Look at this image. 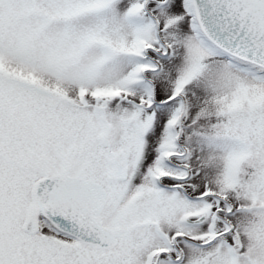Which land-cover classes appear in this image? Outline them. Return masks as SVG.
<instances>
[{
  "label": "snow or ice",
  "instance_id": "1",
  "mask_svg": "<svg viewBox=\"0 0 264 264\" xmlns=\"http://www.w3.org/2000/svg\"><path fill=\"white\" fill-rule=\"evenodd\" d=\"M0 264H264V0H0Z\"/></svg>",
  "mask_w": 264,
  "mask_h": 264
}]
</instances>
